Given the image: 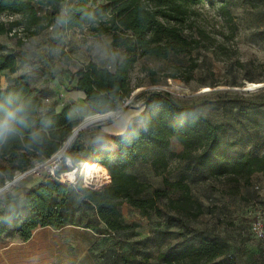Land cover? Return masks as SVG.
I'll return each instance as SVG.
<instances>
[{
  "label": "trees",
  "instance_id": "trees-1",
  "mask_svg": "<svg viewBox=\"0 0 264 264\" xmlns=\"http://www.w3.org/2000/svg\"><path fill=\"white\" fill-rule=\"evenodd\" d=\"M203 1L0 0V13L20 16L24 24L22 31L29 37L52 24L63 32L88 26L95 37L110 35L113 49L123 50L125 54L117 61L114 72L90 62L72 74L73 79L77 78L74 89L86 93L84 103L72 102L61 111L41 113L39 89L31 87L25 76L13 77L26 59L18 51L8 53L6 45L0 42V103L11 98L23 102L28 109L27 126H19L13 138L0 143V183L5 178L12 180L16 170L26 171L49 159L85 117L111 110L124 111L126 100L131 96L130 71L139 56L167 60L171 56L191 55L202 48L216 54V39L203 29L186 27L191 14H195L193 7ZM65 3L68 4L62 9ZM41 8H46L44 15L39 14ZM13 30L14 25L0 21V37L17 36V31ZM17 44L20 46L23 41L18 39ZM197 66L194 64L191 68L194 70ZM2 74L7 82L4 87ZM208 103L210 100L185 105L167 91L151 90L144 96L145 106L140 113L142 125L129 126V122L126 131L113 137L114 147L86 145L81 142L80 133L67 149L58 172L67 168L66 157L71 158L73 164L88 160L102 168L105 180L111 177L110 183L93 189L81 183L59 182L46 173L43 179L28 187L22 197L7 204L0 200V205L5 207L18 204L7 213L18 222V236L28 241L39 227L60 229L68 224L77 225L76 219L82 218V213L86 215L84 218H89L84 227L97 233L113 234L132 227L121 221L120 207L124 203L143 215H149L150 210L161 214V205H165L184 219L198 218L204 208L192 196L190 174L183 173L174 181L163 178L164 188L154 189L153 194L147 195L150 185L131 170L151 155H155L151 161L154 169L165 168L168 164L165 151L173 138L183 147L174 155L185 162L189 173L198 171L209 178H226L235 183L242 180L249 183L252 174L264 173L263 156L231 153L229 149L236 141L224 138V124L195 115L200 106ZM251 111L254 114L255 108ZM1 220L0 237L11 231V220L6 223ZM184 227L192 232L191 238L179 249L158 252L157 259L162 264H237L226 240L211 236L205 230L196 232L186 222ZM116 257L122 264H129L135 258L120 245Z\"/></svg>",
  "mask_w": 264,
  "mask_h": 264
},
{
  "label": "rangeland",
  "instance_id": "rangeland-1",
  "mask_svg": "<svg viewBox=\"0 0 264 264\" xmlns=\"http://www.w3.org/2000/svg\"><path fill=\"white\" fill-rule=\"evenodd\" d=\"M193 9L195 14H191L186 27L203 29L216 39V54L202 48L191 55L171 56L167 60L139 56L130 71L131 96L126 100V109L109 113L111 117L106 124L84 128L80 132L81 142L114 147L113 137L120 132L113 131L112 125L128 111L129 126L142 125L140 113L145 105L144 96L151 90H164L185 105L210 100L200 106L195 115L224 124V138L236 141L229 151L264 157V0H215L214 3L204 0ZM45 12L46 8L39 10L40 15ZM0 21L14 25L13 31H17V36L4 35L0 41L21 51L26 58L25 68L43 77L45 88L60 105L84 101V97L73 95L80 90L67 82L68 74L76 73L89 62L114 68L125 56L123 50L113 49L110 35L95 37L88 26L63 32L52 24L29 37L22 31L24 24L20 16L0 13ZM18 39L23 41L20 46ZM194 64L198 66L193 70ZM5 80L2 74V84ZM253 108L254 114L251 113ZM182 150V145L173 138L165 151L168 159L165 168L154 169L151 161L155 155H151L131 170L150 185L147 195L153 194L154 189L164 188L163 178L174 181L183 173L190 174L192 196L204 208L198 218L184 219L165 205H161V214L150 210L149 215H143L124 203L120 207L121 221L131 224V228L113 234L81 228L63 231L38 228L32 240L20 245L23 251L35 252V256L24 257L23 264H122L116 257L118 245L124 252L134 254L129 264H162L157 259L158 252L179 249L191 238L192 232L185 229V222L196 232L205 230L211 236L226 240L237 264H264V241L254 238L249 231L252 213L264 208V173L252 174L249 183L209 178L198 171L189 173L185 162L174 155ZM48 168L42 166L32 171L1 192L0 198L7 199L34 185L49 173ZM17 172H20L19 177ZM23 172L16 170L14 175L20 179ZM6 181L10 183L11 179L5 178L0 188ZM81 216L84 219L86 215ZM0 218L11 220V228L15 225V219L4 212ZM101 227L104 228V224ZM37 235L40 238L35 239ZM254 254L259 255L252 257Z\"/></svg>",
  "mask_w": 264,
  "mask_h": 264
},
{
  "label": "crops",
  "instance_id": "crops-1",
  "mask_svg": "<svg viewBox=\"0 0 264 264\" xmlns=\"http://www.w3.org/2000/svg\"><path fill=\"white\" fill-rule=\"evenodd\" d=\"M58 29H59V27H58ZM2 44H4V43H2ZM4 45H6L8 53L9 52L10 53H14L16 51L21 53V51L19 49H17V48L14 49V48L10 47L7 44H4ZM21 55L25 58V56L22 53H21ZM25 64H26V62L19 66L18 70L13 74V77L25 76L28 79L31 87L39 89L40 95L42 97V106H41V110H40L41 113H45V112H47L49 110L61 111L65 106L71 104V103H63V104L60 105L59 103L54 102L55 98L51 94H49L48 90L45 88V86L43 84V80L41 79L43 77L37 76V75H33L29 71V69L25 68ZM97 66L99 68H106L110 72H114V70H115V66H114V68H108L107 66H100L99 64H97ZM72 74H75V73H70V75L68 74L67 78L66 77L65 78L67 79L68 83H71L73 86H75L76 83H77V78L75 77L73 79L72 78ZM4 83L5 84H2L3 87L7 83L6 80H5ZM73 95L76 96V97H80V98L84 97V93L81 92V91H74ZM76 103H84V101H82V102L79 101V102H76ZM28 187H30V185H28L27 188ZM26 189H24L23 191L17 192L16 194H14L13 196H11V197H9L7 199L0 198V200L3 202V204H7L9 202H13V201H15L16 198L22 197ZM20 202L21 201H19L18 203L20 204ZM17 205H18L17 203L14 204V205H11L10 207H5L4 205H0V214H2L4 212L5 215H7V213L9 211L14 210ZM76 220H89V218L88 217H86L84 219L83 218H78ZM1 221L4 222V223L8 222V220H1ZM83 225H85V224L82 223V222L77 223V225L68 224V225L63 226L60 229H57V230H62L63 231L64 229H69V228H77V229L81 228L83 230L92 231L91 229H89L87 227H84ZM17 226H18V222L15 221V225L13 226V228H11V231H9V233L4 234V235H2L0 237V264H23L24 263L23 262V258L24 257H28L30 255L31 256H35V252L23 251L22 248L20 247L21 244L27 243L30 240H32V238L34 236V233H33V236L31 237V239H29L28 241H23V240H21V238L17 234V230H16ZM39 228H42V227H39ZM38 238H40V237L37 235V237L35 239H38ZM258 255L259 254H254L252 257H258ZM253 261L255 262V260H253Z\"/></svg>",
  "mask_w": 264,
  "mask_h": 264
},
{
  "label": "built area",
  "instance_id": "built-area-1",
  "mask_svg": "<svg viewBox=\"0 0 264 264\" xmlns=\"http://www.w3.org/2000/svg\"><path fill=\"white\" fill-rule=\"evenodd\" d=\"M64 145V144H63ZM69 148V147H68ZM67 148V149H68ZM59 149L56 153H54L49 159L46 160V164L43 166L49 167V175L52 179L57 180L62 183L72 184L76 185L78 183H81L82 186L90 187L93 189H101L105 185L109 184L111 181V178L109 180L101 181V182H92L88 183L86 181V178L84 176H81L80 174H76V176L73 179L65 180L63 175L67 173V170H70L72 168H77L82 170L83 164L86 163L88 160H84L81 162H78L77 164H73L71 158L66 157L64 164L67 166L66 169L63 171L58 172L59 167L63 163V157L67 151V149L62 150ZM56 170V173H54ZM250 234L257 239L264 241V208H259L254 210L252 213V221L250 222L249 226Z\"/></svg>",
  "mask_w": 264,
  "mask_h": 264
},
{
  "label": "bare ground",
  "instance_id": "bare-ground-1",
  "mask_svg": "<svg viewBox=\"0 0 264 264\" xmlns=\"http://www.w3.org/2000/svg\"><path fill=\"white\" fill-rule=\"evenodd\" d=\"M248 90H251V89H248ZM129 115H130V111H128L119 121H117L114 125H112V130L115 132H122L128 124ZM110 117L111 116L109 114H97V115L95 114V115L85 117L84 120L81 121L73 129L72 136L70 137L68 142L71 143L74 140V138L77 136L80 130H83L84 128L89 127V126L106 124L107 120ZM76 174H80L81 176H84L88 183H92V182L99 183L101 181H105V175H104L102 168L98 166H94L89 162H86L83 164L82 170L77 169V168H73L72 170H69V171L67 170V173L64 174L63 177L66 180H69V179H73L76 176ZM19 176H20V172H17V177Z\"/></svg>",
  "mask_w": 264,
  "mask_h": 264
},
{
  "label": "clouds",
  "instance_id": "clouds-1",
  "mask_svg": "<svg viewBox=\"0 0 264 264\" xmlns=\"http://www.w3.org/2000/svg\"><path fill=\"white\" fill-rule=\"evenodd\" d=\"M28 109L23 102H16L9 98L0 103V143L13 138L19 126H27Z\"/></svg>",
  "mask_w": 264,
  "mask_h": 264
},
{
  "label": "water",
  "instance_id": "water-1",
  "mask_svg": "<svg viewBox=\"0 0 264 264\" xmlns=\"http://www.w3.org/2000/svg\"><path fill=\"white\" fill-rule=\"evenodd\" d=\"M84 92V91H83ZM86 97V93L84 92V98ZM145 106V105H144ZM108 112H119L120 113V111H118V110H111V111H108ZM108 112H105V113H108ZM105 113H99V114H105ZM127 129V128H126ZM126 129H125V131H126ZM73 131V130H72ZM82 130H80L79 132H78V134H77V136L79 135V133L81 132ZM123 133V132H122ZM121 134V133H120ZM76 136V137H77ZM75 137V138H76ZM68 140V139H67ZM74 141V140H73ZM72 141V142H73ZM71 142V143H72ZM71 143H68L67 144V141H65V143H64V145H63V149L62 150H65V149H67L70 145H71ZM47 162H44V163H38V164H36L33 168H31V169H29V170H26V171H24L23 172V175L21 176V178L20 179H17L15 176L13 177V179L10 181V183H7V181L5 182V184L3 185V186H1V188H0V193L1 192H3L4 190H6L9 186H11V185H14L17 181H19V180H21L23 177H25L26 175H28V174H30L32 171H35V170H37L38 168H40V167H42L43 165H45ZM10 184V185H9Z\"/></svg>",
  "mask_w": 264,
  "mask_h": 264
}]
</instances>
